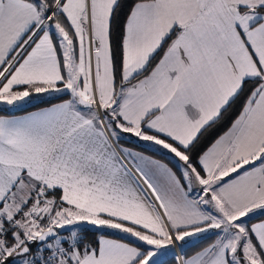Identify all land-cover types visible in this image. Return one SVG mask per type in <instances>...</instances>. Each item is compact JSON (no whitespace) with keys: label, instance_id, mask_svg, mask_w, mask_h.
<instances>
[{"label":"snow or ice","instance_id":"obj_1","mask_svg":"<svg viewBox=\"0 0 264 264\" xmlns=\"http://www.w3.org/2000/svg\"><path fill=\"white\" fill-rule=\"evenodd\" d=\"M0 112V264H264V0H0Z\"/></svg>","mask_w":264,"mask_h":264},{"label":"trees","instance_id":"obj_2","mask_svg":"<svg viewBox=\"0 0 264 264\" xmlns=\"http://www.w3.org/2000/svg\"><path fill=\"white\" fill-rule=\"evenodd\" d=\"M58 102H60V101L57 100L55 98V96L50 97V98L38 101V102H36L30 106H27V107L23 108V111L16 112L15 114L16 115H22V114H25L27 112L34 111V110H37L40 108H44V107L50 106L51 104L58 103ZM0 114H8V113L0 112ZM215 131L216 130L214 129L213 132H215ZM211 137H212V133L205 136L204 140L202 141V146H207L211 142ZM123 145L128 146L132 149H135V150H137L141 153H144L146 155L152 156V157H154V158H156V159H158L164 163L169 162L168 159H166L163 155L158 153L156 150H152L151 148H148L147 146L143 145L142 141H139L138 138L127 136L126 139L123 141ZM209 242H210L209 240H205L203 243L207 244ZM201 246H203V245H201ZM195 250L196 249L191 245L186 249L185 254L188 256H191ZM165 262H166V264H174L175 261L172 259H168Z\"/></svg>","mask_w":264,"mask_h":264},{"label":"rangeland","instance_id":"obj_3","mask_svg":"<svg viewBox=\"0 0 264 264\" xmlns=\"http://www.w3.org/2000/svg\"><path fill=\"white\" fill-rule=\"evenodd\" d=\"M55 95H52V96H49V94H40V96L38 97V98H36V99H32L31 101H30V103H28V104H26V105H24V107L23 108H25V107H27V106H30V105H32V104H34V103H36V102H38V101H41V100H43V99H47V98H50V97H54ZM142 144L143 145H145V146H147L148 148H151L152 150H156L158 153H160V151H158L157 149H155V148H153L151 145H150V143L149 142H143L142 141ZM161 154V153H160ZM149 156V155H148ZM150 157H152V156H150ZM152 158H154V157H152ZM156 159V158H155ZM158 160V159H157ZM160 161V160H159ZM179 250V249H178ZM174 253L175 252H170V253H168L169 254V259H172V260H174L175 258H174ZM182 254V253H181ZM172 255V256H171ZM163 258V257H162ZM168 260V259H167Z\"/></svg>","mask_w":264,"mask_h":264},{"label":"crops","instance_id":"obj_4","mask_svg":"<svg viewBox=\"0 0 264 264\" xmlns=\"http://www.w3.org/2000/svg\"><path fill=\"white\" fill-rule=\"evenodd\" d=\"M59 103V102H58ZM51 106V105H50ZM47 107H49V106H47ZM45 108V107H44ZM37 110H39V109H37ZM37 110H34V111H37ZM30 112H33V111H30ZM28 113V112H27ZM27 113H25V114H27ZM25 114H22V115H25ZM124 146V145H123ZM124 147H126V148H128V149H130V150H132L133 152H135V153H140V154H142L143 156H145V157H148V158H151V159H153V160H157V159H155V158H152V157H150V156H148V155H146V154H144V153H141V152H139V151H137V150H135V149H132V148H130V147H128V146H124ZM162 162V161H161ZM135 163V161H132V162H130V164H129V166L130 167H132V165ZM164 163V162H163ZM189 246H191V245H188V246H186L185 247V250H184V253H180V251L177 249L176 250V252L174 253V264H176V258H177V254L179 253L180 255H184L185 253H186V249L189 247ZM172 256V255H171ZM170 257H169V254L168 255H166V256H164L162 259L164 260V261H166L167 259H169Z\"/></svg>","mask_w":264,"mask_h":264},{"label":"built area","instance_id":"obj_5","mask_svg":"<svg viewBox=\"0 0 264 264\" xmlns=\"http://www.w3.org/2000/svg\"><path fill=\"white\" fill-rule=\"evenodd\" d=\"M177 255H180L179 253Z\"/></svg>","mask_w":264,"mask_h":264}]
</instances>
